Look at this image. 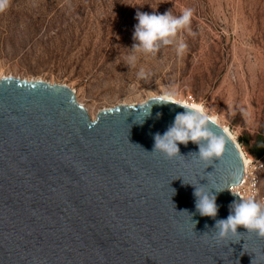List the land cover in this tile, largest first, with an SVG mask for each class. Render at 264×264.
Masks as SVG:
<instances>
[{"label": "water", "instance_id": "obj_1", "mask_svg": "<svg viewBox=\"0 0 264 264\" xmlns=\"http://www.w3.org/2000/svg\"><path fill=\"white\" fill-rule=\"evenodd\" d=\"M156 98L93 120L67 85L0 79V264H264V239L238 227L217 242L195 207L191 184H241L236 142L215 122L226 143L212 164L192 142L172 160L149 153L184 111ZM216 195L226 219L240 198Z\"/></svg>", "mask_w": 264, "mask_h": 264}, {"label": "rangeland", "instance_id": "obj_2", "mask_svg": "<svg viewBox=\"0 0 264 264\" xmlns=\"http://www.w3.org/2000/svg\"><path fill=\"white\" fill-rule=\"evenodd\" d=\"M194 15L180 36L188 45L144 56L136 68L123 62L137 12ZM143 66L150 73L138 80ZM70 87L90 116L119 105L172 98L202 104L236 138L249 159L259 160L264 196V0H10L0 13V77ZM249 142V145L246 143Z\"/></svg>", "mask_w": 264, "mask_h": 264}, {"label": "clouds", "instance_id": "obj_3", "mask_svg": "<svg viewBox=\"0 0 264 264\" xmlns=\"http://www.w3.org/2000/svg\"><path fill=\"white\" fill-rule=\"evenodd\" d=\"M9 6L10 0H0V13L6 11ZM193 15L194 10L189 7L183 8L179 15H174L172 9L163 14L137 12L135 19L138 23L134 26L132 36L134 43L130 49H126L122 62L129 69L136 68L142 57L155 56L166 46H173L178 56L183 55L188 45L180 34L190 26ZM149 75L150 73L143 66L139 67L136 73L138 80H146ZM175 95L174 90L168 91L165 95L153 100V102L173 103L184 108V111L175 115L173 123L162 135L160 133L154 135L153 150L149 153H159L166 159L172 160L183 157L180 154L179 144L187 146L189 142H192L198 146V153L189 155L197 157L206 165L212 164L214 158L219 159L222 156L226 143L225 136L218 135L213 131L212 126L215 124V120L209 115L204 105L179 103L169 99ZM140 107L143 109L144 106ZM147 114L150 113L147 111ZM191 185L194 187L193 196L196 198V211L201 216L211 217L215 220V232L212 237L214 240L219 242L228 240L230 236L240 235L237 233L238 227L245 228L248 233L254 232L258 238L264 239V200H258L255 194L243 197L232 191L231 185L211 189L202 185ZM213 189L215 192L212 191ZM226 189L240 199L234 200L229 205V215L226 219H215L219 211L216 193ZM173 193L175 194V189H173ZM181 212L188 213L187 210ZM193 223L195 226L197 222ZM207 234V232L204 233V235Z\"/></svg>", "mask_w": 264, "mask_h": 264}, {"label": "built area", "instance_id": "obj_4", "mask_svg": "<svg viewBox=\"0 0 264 264\" xmlns=\"http://www.w3.org/2000/svg\"><path fill=\"white\" fill-rule=\"evenodd\" d=\"M250 163V168L246 176L243 178L241 184L231 188L232 191L239 193L243 197H248L255 194L258 200H264V196L260 195L258 188L257 171L261 168L259 160Z\"/></svg>", "mask_w": 264, "mask_h": 264}, {"label": "bare ground", "instance_id": "obj_5", "mask_svg": "<svg viewBox=\"0 0 264 264\" xmlns=\"http://www.w3.org/2000/svg\"><path fill=\"white\" fill-rule=\"evenodd\" d=\"M2 78H4V76H3V77H0V79H2ZM169 99H171V100H175V101H177V102H179V103H183V102H180V101H178L177 99L172 98V97H169ZM186 104H188V103H186ZM89 115H90V114H89ZM90 117H91L93 120L96 118V117L94 118V117H92V116H90ZM213 118H214V117H213ZM214 120H215V122H218L216 118H214ZM224 129L230 134V136L233 138V140L236 142L237 146H238L239 149H240V152H241V154H242V158H243V161H244V165H245V174H244V177H245L246 174H247L248 171H249L250 163L253 162L254 160H253V159H249V158L245 155L244 151H243L242 148L240 147V145H239L238 141L236 140L235 136H234V135H233L228 129H226V127H224Z\"/></svg>", "mask_w": 264, "mask_h": 264}, {"label": "trees", "instance_id": "obj_6", "mask_svg": "<svg viewBox=\"0 0 264 264\" xmlns=\"http://www.w3.org/2000/svg\"><path fill=\"white\" fill-rule=\"evenodd\" d=\"M246 144L249 145V142H247ZM250 152L258 158L262 157L264 155V142L258 141L254 146L250 148Z\"/></svg>", "mask_w": 264, "mask_h": 264}]
</instances>
